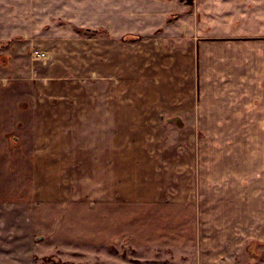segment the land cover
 Returning a JSON list of instances; mask_svg holds the SVG:
<instances>
[{"label": "crops", "instance_id": "1", "mask_svg": "<svg viewBox=\"0 0 264 264\" xmlns=\"http://www.w3.org/2000/svg\"><path fill=\"white\" fill-rule=\"evenodd\" d=\"M175 1L48 0L38 6L75 25L92 24L99 16L111 34L144 35L162 29L164 38L174 40L192 30L182 18L173 28L167 24ZM199 4L201 22L193 31L201 33V42L162 41V50L171 45L172 50L164 57L135 54L132 74L109 75L111 67L118 71L126 67L124 59L109 54L102 64L104 74L95 83L71 76L18 77L22 67L15 77H7V86L0 85V99L4 98L0 206L28 208L37 203L39 211L44 204L58 206L66 201L71 206L85 204L83 210L88 201H99L102 207L108 202L116 208L132 202L158 209L161 215L169 210L172 218L195 208L196 190L201 195V161L208 162L205 177L220 172L221 158L157 153L151 136L159 118L172 130L231 128L222 124L234 120L230 108L236 102L225 90L241 87L244 92L238 96L244 97L264 77V0H199ZM23 6L14 4L22 11L29 8V0ZM7 13L0 14L2 32L19 33L30 26L18 12ZM13 67L14 59L5 71L13 75ZM146 67L155 72L159 87L151 86ZM201 99L207 101L201 105ZM175 119L182 127L175 125ZM185 121L191 125L185 126ZM176 158L186 163L188 177L177 175ZM176 186H188L189 192L173 195ZM157 217L161 223L164 217Z\"/></svg>", "mask_w": 264, "mask_h": 264}, {"label": "rangeland", "instance_id": "2", "mask_svg": "<svg viewBox=\"0 0 264 264\" xmlns=\"http://www.w3.org/2000/svg\"><path fill=\"white\" fill-rule=\"evenodd\" d=\"M45 1L29 0V8L19 11L14 4L22 8L24 0H0V14L18 12L30 24L19 33H4L0 28V85L7 86V77H15L21 67L24 72L18 77L71 76L95 83L104 74L102 64L109 54L124 59L126 67L119 71L111 67L108 74L125 76L134 73L129 68L135 54L164 57L165 51L172 50V45L162 50V41L201 42V33L193 31L201 22L199 0L175 1L167 24L173 28L182 18L192 30L174 40L164 38L162 29L144 35L111 34L99 16L92 24L75 25L39 8ZM36 52L46 57L40 59ZM12 59L13 75L5 71ZM146 68L151 86L159 87L155 72ZM179 83L180 79L178 87ZM239 92L243 88L225 90L236 102L230 108L234 120L222 124L231 128L172 130L159 118L153 130L157 153L221 158L220 172L205 177L208 162L201 161V195L196 190L195 208L172 218L169 210L161 215L158 209L132 202H121L116 208L108 202L102 207L99 201H88L83 210L85 204L71 206L66 201L58 206L44 204L39 211L37 203L28 208L0 206V264H264V77L244 97ZM203 101L207 99H201V105ZM190 125L185 121V126ZM176 159L177 175L188 177L186 163ZM180 188L176 186L172 194L189 192L188 186ZM42 214L44 219L38 217ZM157 216L164 217L161 223ZM38 220L45 222L34 226Z\"/></svg>", "mask_w": 264, "mask_h": 264}, {"label": "built area", "instance_id": "3", "mask_svg": "<svg viewBox=\"0 0 264 264\" xmlns=\"http://www.w3.org/2000/svg\"><path fill=\"white\" fill-rule=\"evenodd\" d=\"M36 57L40 58V59H43L46 57V54L45 53H41V52H36Z\"/></svg>", "mask_w": 264, "mask_h": 264}, {"label": "water", "instance_id": "4", "mask_svg": "<svg viewBox=\"0 0 264 264\" xmlns=\"http://www.w3.org/2000/svg\"><path fill=\"white\" fill-rule=\"evenodd\" d=\"M173 121H174L175 125H177L178 127H182V123H181L180 120L175 119V120H173Z\"/></svg>", "mask_w": 264, "mask_h": 264}]
</instances>
